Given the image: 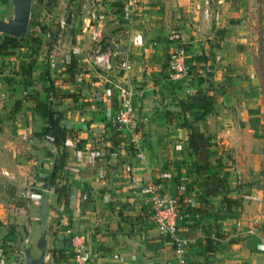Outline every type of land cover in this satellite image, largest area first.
Wrapping results in <instances>:
<instances>
[{"label":"crops","instance_id":"crops-1","mask_svg":"<svg viewBox=\"0 0 264 264\" xmlns=\"http://www.w3.org/2000/svg\"><path fill=\"white\" fill-rule=\"evenodd\" d=\"M42 1L48 3V0ZM172 1L143 0L136 18L128 22L119 20L121 0H101L94 5L101 11L97 27L102 37V49L117 29L126 32L120 38V48L129 49L131 68L125 73L112 71L108 74L98 72L89 60V41L84 36L91 22L87 10L81 8L80 2L55 0L52 5L54 9L47 5L46 14L57 15L58 19L71 11L73 25L68 27L73 36L71 47L76 53L72 56V64L75 66L73 71H66L59 75V79H52L57 93L54 95L53 108L59 112L60 125L67 132L61 146L67 159L58 173L59 180L67 182V192L57 195L52 191L50 212L55 209L59 216H76L77 224L91 235L94 248L91 264H177L173 238L163 232L152 218L148 195L134 191L132 187V174L138 178H153L164 185L170 197L177 200L178 207L185 211L178 233L179 237L185 238L191 245L188 254L190 264H264V214L259 210L264 196L261 195L263 191L258 192L263 187L250 184L246 195L239 188H232L242 172V177H262L257 171L248 170L249 164L255 167L257 162V154L252 153L247 144H243L244 137L248 136L247 130L251 128L249 122L247 126L245 122L237 125L230 123V126L222 122L221 126L217 122L220 116L215 114L209 117L205 126L207 131L215 134L213 146L217 147L216 144L222 139L224 148L228 150L227 159L230 157L233 163L223 165L222 176L230 186L228 196L233 199H238L237 195L242 196L241 204L225 211L220 196H209L206 198L207 215H195L185 210L187 207L201 206L205 186L202 184L203 176L194 171L195 158L190 154L189 132L182 125L183 117L177 114L168 120L167 112L171 103L174 105L180 99H187L198 90V81L192 73L179 81L167 77V61L169 54L175 50L174 43L160 39L152 44L143 35L140 42L134 39L136 33H146V28L141 31L136 24L142 20V25L146 26L144 20L148 19L146 14H150V11L153 20L161 28L164 24L162 21H167L165 8L169 4L171 6ZM4 11H7V3L0 0V15ZM152 32L165 35L155 29ZM12 65L17 69L19 67L17 61H12ZM33 66L35 79L19 91L31 95L29 102L35 103V100L48 99L49 81L47 69H41L37 63ZM124 77L143 90L135 101L139 122L135 141L132 140L133 136L119 134L109 122L117 108V101L108 100L104 94L106 92L114 96L113 89L105 79L116 82ZM15 95L12 92V99H9L10 96L4 92L0 94V115L6 113L3 119L0 117V159L10 155L12 160H25L24 152L35 153L36 145L40 144L30 135L28 137V132L19 136L18 130L26 127L31 131L35 127L32 120L41 117L30 104L31 109L26 110L30 112V121H22L21 116L12 121L10 112L15 109V102L20 101ZM23 137H28L23 147L20 146L23 153L11 152L10 145L16 150ZM40 138L44 140V137ZM135 144L139 145L141 153L135 149ZM46 149V145L40 149L44 158L47 157ZM90 155H94L92 162H89ZM212 159L216 163L220 156ZM33 160L29 159L28 164ZM17 166L21 167L19 164ZM28 171L31 168L27 169L26 174ZM259 183L263 184V181L259 180ZM84 192L88 194L87 199L82 197ZM9 205L10 210L23 208L22 204ZM211 208L213 213L208 215ZM52 220L50 237L54 235L52 233L55 232L59 218ZM55 255L58 256L50 264H75L67 245L63 243L56 247ZM5 261L1 260V264Z\"/></svg>","mask_w":264,"mask_h":264},{"label":"rangeland","instance_id":"rangeland-1","mask_svg":"<svg viewBox=\"0 0 264 264\" xmlns=\"http://www.w3.org/2000/svg\"><path fill=\"white\" fill-rule=\"evenodd\" d=\"M77 1L80 2V0ZM5 2L7 11L2 14L6 16L11 11V3L10 0H5ZM54 2L55 0H48V3L44 4L42 0H33L31 9L35 20L40 25H45L47 29L52 30L53 36L48 37L38 26L29 25L27 35L16 42L15 47L6 46L4 49H0V94L4 92L10 96L9 99H12L13 92L20 98V101L15 102L13 112H10L9 116L12 121L16 120L17 116H21L22 121H30V112L26 110L31 109V105L34 110L38 102V100H35V103L29 102L31 95L19 91L35 79L32 74L33 65L37 63V66L41 65V69H47L49 73L52 72L50 79H59V75L69 70L72 56L76 54L69 50L73 43L71 38L73 36L67 26L61 37L64 45L55 55L56 67L49 68L47 59L51 56L54 45H57L55 40L59 30L57 29V15H47L46 11H48L49 5L54 9L52 7ZM172 2L171 6L169 4L165 8L167 21H162L164 24L161 28L156 24L157 21L153 20L151 11L150 14H146L148 19L144 20L147 25L143 26L141 20L136 26L141 31L146 28V33L141 34L145 39L149 38L148 40L152 44L157 40L165 39L164 41L167 43H174V49H183L187 73L195 74L193 77L197 81L199 74L211 84L212 87L209 88V91L211 94H215L217 103L210 114L195 123L198 129L211 134L214 139L215 134L207 131L205 126L209 117L211 118L215 114L220 116L217 122L219 124L224 122L227 126H230V123L237 125L242 122H245L247 126L249 122L251 128L247 130L248 136L244 137L243 144H247L251 148V152L257 154V162L255 167L253 164H249L248 170L251 172L255 170L262 177H253V179L242 177V172L232 188L234 190L239 188L240 192L246 195L251 187L249 185L255 184L259 188L263 187V190L258 192L263 191L261 195L264 196V0H209V4H207L208 16L205 14L206 0H174ZM62 14L65 15V11ZM216 14L219 16V23L216 20ZM153 29L159 30L161 33L164 32L163 36L165 37L158 32L157 34L153 33ZM2 36L0 34V41H2ZM88 52L91 53V51ZM12 61L18 62V69L12 65ZM18 91L19 93H17ZM22 100L23 102H21ZM176 104H170L168 120H172V117H176L177 114L182 116L179 106ZM34 112L37 114L35 110ZM251 115L255 116L251 117ZM5 116L6 113L0 115L2 119ZM187 117L188 120H192V116L189 114ZM31 123H34L35 126L31 127V131L22 127L18 130V135L22 137L24 132H28V137L30 135L35 138V142L40 144L41 148L36 145L35 153L24 152L23 159L25 160H12L10 155L0 159V264L1 260L5 261L6 259L9 262L5 261L4 264H22V241L30 233L37 235L40 231L39 198L53 161V153L45 137L43 140L39 135L44 125L43 119L35 117ZM28 137H23L19 141L16 150L10 145V151L17 152V154H19L18 151L23 153L20 146L23 147V143ZM216 140L218 139L216 138ZM221 140H219V144H216L217 147H210L209 158L213 164L212 158L219 155L220 160L224 162L221 164L228 165L233 162L230 157L227 159L226 152L228 150L224 148ZM45 145L47 157L44 158L40 149ZM12 155L17 156L16 153H12ZM29 159H34L30 165L28 164ZM17 164L21 167H18ZM28 168H31V171L26 174ZM220 173L222 174V171ZM259 180H262L263 184L259 183ZM237 198L235 200L240 205L243 197L237 195ZM9 203L22 204L23 208L18 207L10 210ZM259 210L264 214V202ZM210 212L213 213L212 208ZM262 232L264 233V231ZM56 247L55 249L49 247L50 261L58 256L55 255ZM63 248L65 249V246Z\"/></svg>","mask_w":264,"mask_h":264},{"label":"built area","instance_id":"built-area-1","mask_svg":"<svg viewBox=\"0 0 264 264\" xmlns=\"http://www.w3.org/2000/svg\"><path fill=\"white\" fill-rule=\"evenodd\" d=\"M100 2L101 0H80L81 8L87 10L89 21L92 23V25L90 23V29L85 32L84 36L87 41H89V51H91L89 60L93 67L101 74H108L112 71L125 73L131 68L129 49L120 48V38H122L123 33L126 32H123L122 29H117L113 33V37L107 46L103 49L101 48L102 37L97 27V21L101 11L99 7L94 6L96 3ZM142 2L143 0H121L118 10L119 20L128 19L130 21L135 19ZM205 4V14L208 16L209 8L207 4H209V0H206ZM215 17L219 23L218 14H216ZM65 18L66 16H63L58 19L59 32L55 40L57 45H54L52 54L47 59L50 69L56 67L55 55L61 46L64 45L61 37L64 35L66 27L68 26L65 22ZM46 35L50 37L49 33H46ZM134 39L136 42L142 41L141 32L136 33ZM69 50L73 52L72 47L69 48ZM166 72L167 77L172 81H179L188 74L183 49L176 48L169 54ZM105 82L108 83L107 85H110L114 91V96H112L113 94L105 92V97L108 100L115 99L117 101V108L109 119V122L114 125L115 130L119 132V134L126 137L133 136L132 140L135 141L134 135L139 125L135 101L143 93V90L134 85L127 77L116 82L107 78ZM48 100L54 102L53 92L48 93ZM47 142L51 143V141ZM135 149L137 151L140 150L138 144H135ZM139 153H141V151H139ZM93 160L94 155H90L89 162ZM64 182L65 181L61 180V183ZM131 183L134 191H142L148 195L151 203L152 218L163 232L173 238L174 255L177 257V264H190L188 254L191 250V245L185 238L179 237L178 233L185 216V211L178 207L177 200L171 198L164 185L153 178H138L136 175L132 174ZM82 197L87 199L88 194L84 192ZM55 217L59 218V222L56 223V229L51 238L50 249H55L56 246L63 243L67 245L70 257L75 264H91L94 255L91 235L77 224L76 216L71 217L68 214L59 216L54 209L50 212V219L52 220V218H54L52 220L54 221L56 219ZM47 256L49 257V252Z\"/></svg>","mask_w":264,"mask_h":264},{"label":"trees","instance_id":"trees-1","mask_svg":"<svg viewBox=\"0 0 264 264\" xmlns=\"http://www.w3.org/2000/svg\"><path fill=\"white\" fill-rule=\"evenodd\" d=\"M30 26H38V28L43 33H49L53 36L52 30L47 29L45 25H40L38 21L35 20L33 13H31V18L29 22ZM29 26V27H30ZM59 30V26H57ZM27 35V34H26ZM25 35V36H26ZM25 36L20 38H14L11 36L3 35L2 41L0 42V49H4L6 46H16V42L25 38ZM74 64L71 66L68 72H72ZM47 80L49 81L48 91L57 94L56 88L54 87L53 80L50 79V73L46 70ZM198 85L199 89L193 94L189 95L187 99H180L176 103L179 106L180 114L183 116V126L187 128L188 134V147L190 149V154L195 158L194 161V171L197 174L203 176L204 198L200 207H187L185 210L189 213L195 215H207V197L220 196V202L222 204V209L225 211H230L233 206L238 205V201L228 196L230 192V186L226 179L220 173L223 165L221 160H216V163L211 162L209 158V149L214 145L213 136L206 131L200 130L195 126V123L199 120H203L208 114H210L217 103V97L215 94H211L209 88L212 87L205 78L199 76L198 74ZM53 102L48 99L44 101H38L34 107V110L43 119L44 125L39 132L41 137H45L47 141H51L52 145L59 152L58 165L51 178V187L54 194L61 195L67 192V182L61 183L59 180V170L63 168L67 155L61 150V146L66 139V129L60 125V114L53 108ZM170 114L167 112V115ZM192 116V120H188L187 115ZM208 215H212V212ZM51 233V232H50Z\"/></svg>","mask_w":264,"mask_h":264},{"label":"water","instance_id":"water-1","mask_svg":"<svg viewBox=\"0 0 264 264\" xmlns=\"http://www.w3.org/2000/svg\"><path fill=\"white\" fill-rule=\"evenodd\" d=\"M33 0H10L11 11L6 16H0V34L20 38L27 34ZM128 22V19H124ZM65 22L73 25L71 11L66 14ZM53 149V161L46 177L45 184L39 198L38 216L40 231L37 235L31 233L21 243L22 264H50L47 256L50 247V200L52 194L51 178L58 165L59 152L49 143Z\"/></svg>","mask_w":264,"mask_h":264}]
</instances>
